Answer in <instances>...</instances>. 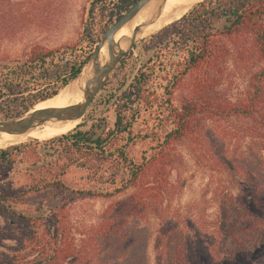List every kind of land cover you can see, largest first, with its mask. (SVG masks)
Returning <instances> with one entry per match:
<instances>
[{
  "label": "trees",
  "instance_id": "obj_1",
  "mask_svg": "<svg viewBox=\"0 0 264 264\" xmlns=\"http://www.w3.org/2000/svg\"><path fill=\"white\" fill-rule=\"evenodd\" d=\"M89 1L74 43L0 51V120L57 94L136 0ZM45 7L0 0V41ZM140 43L150 57L105 100L112 125L102 115L0 149V217L14 241L0 264H149L150 244L153 264H229L232 250L264 264V0H201ZM237 75L247 77L240 94L230 88ZM186 152L219 174L214 219L204 218L201 198L181 204ZM240 183L258 212L237 202ZM90 199L105 203L73 221L72 205ZM202 219L205 233L193 226Z\"/></svg>",
  "mask_w": 264,
  "mask_h": 264
},
{
  "label": "rangeland",
  "instance_id": "obj_2",
  "mask_svg": "<svg viewBox=\"0 0 264 264\" xmlns=\"http://www.w3.org/2000/svg\"><path fill=\"white\" fill-rule=\"evenodd\" d=\"M44 2H46V7L41 11L38 10L35 12V16L31 23H29L22 30L18 31L14 37H8L0 41V51H4L6 54L16 55L20 53L28 43L31 42H38L47 47H58L64 44H72L76 41L80 31L82 30L83 21L87 17L90 1L44 0ZM188 9L189 8H187V10ZM187 10H185V12ZM154 32H144L141 34V36L146 38ZM140 41L136 43L133 53L130 54L129 52L122 59L124 62L121 65V62L117 65V69L115 68L116 71H113L105 86L95 96L84 116L79 120L78 124L89 122V119H95L98 116L100 117L103 115L105 121L112 125L115 119L114 105L112 102L109 103V105L105 104V100L111 94H119L122 90H124L135 76L137 69L150 57L152 53V50H150L149 47H146L144 44H141ZM234 79L233 86H230L232 89L231 92L240 94L245 89L247 84L245 80L247 77L245 75H237ZM226 83V85L230 84V82ZM87 127L88 126L83 125L81 129L84 130L87 129ZM40 150L44 151L45 148L41 147ZM180 150L185 155L184 151L187 149L181 147ZM185 160L186 167L183 172L185 186L181 192V204L196 201L197 199L201 198L200 201L202 202L199 204V207L202 209L204 218L211 216L210 218L214 219L216 208L215 203L210 202V199L215 192L216 183L219 181V174L208 162L195 163L187 155V152ZM23 170L24 167L22 164L17 165L13 170L12 174L16 182H20L22 180ZM233 193L239 204L248 207V209L252 212H258L253 203L252 190L247 184H238L233 189ZM203 196L205 197L203 198ZM104 203L105 202L100 199H90L83 202L74 203L70 209L71 218L73 221L77 222L82 218L89 220L92 218L95 212L99 211L103 207ZM17 211L22 212V208H18ZM202 220L203 221L194 223L193 226L198 227L199 230L205 233L207 224L205 223V219ZM12 227L13 225L11 222L4 221L0 217V250H5L7 246L13 244L14 241L9 239ZM189 232H191V230ZM151 245L152 244H150L149 247V264H153V250ZM232 251L233 252L230 253L232 254L231 258H233V260L230 261L229 264H248V254L239 255L236 250Z\"/></svg>",
  "mask_w": 264,
  "mask_h": 264
},
{
  "label": "water",
  "instance_id": "obj_3",
  "mask_svg": "<svg viewBox=\"0 0 264 264\" xmlns=\"http://www.w3.org/2000/svg\"><path fill=\"white\" fill-rule=\"evenodd\" d=\"M152 1L157 0L134 1L115 21L109 24L101 34L100 39L95 44L94 49L91 51L78 75L62 88H68V91L71 92L74 85H76L75 87L82 90V100L80 102L62 107L42 108H35L36 104L18 116L10 119H1L0 132L23 134L49 121L78 120L79 122L95 96L105 86L117 65L134 48L136 43L144 37L138 34L140 30L149 23V20L135 26H132V22L135 16ZM164 1L165 0H159L158 8L155 9V14L161 11V6ZM190 6L188 8H190ZM125 24H129L131 30L130 34L125 38V44L122 47L120 43L115 40V35ZM103 46L106 47L107 56L105 60L101 62L100 50ZM84 68L88 70L87 75L83 70ZM79 79L83 82L82 87L80 84H75ZM30 140L38 139L33 138Z\"/></svg>",
  "mask_w": 264,
  "mask_h": 264
},
{
  "label": "bare ground",
  "instance_id": "obj_4",
  "mask_svg": "<svg viewBox=\"0 0 264 264\" xmlns=\"http://www.w3.org/2000/svg\"><path fill=\"white\" fill-rule=\"evenodd\" d=\"M200 0H165L161 6V11L156 12L155 9L158 8L159 0L150 2L146 7H144L133 19L132 26L149 20V23L144 26L138 35L141 36L144 32H153L161 28L162 26L174 21L180 17L187 8ZM131 26L125 24L115 35V40L120 43V46H124L125 38L130 34ZM147 35V34H146ZM107 56L106 47L103 46L100 50V61L103 62ZM87 75V68L83 69ZM79 81V83H78ZM75 84H80L82 87L83 82L79 79ZM74 85L71 92L68 88L60 89L54 96L39 102L35 108L42 107H62L68 104H73L80 102L82 100V90L78 89ZM78 124V120H67V121H49L45 124L36 127L23 134H12L7 132H0V148H4L13 144H18L26 142L30 139L36 138L38 140H43L46 138H51L53 136L65 133Z\"/></svg>",
  "mask_w": 264,
  "mask_h": 264
}]
</instances>
